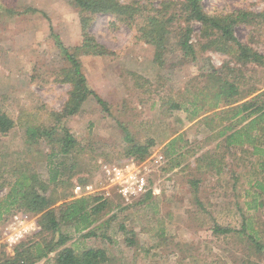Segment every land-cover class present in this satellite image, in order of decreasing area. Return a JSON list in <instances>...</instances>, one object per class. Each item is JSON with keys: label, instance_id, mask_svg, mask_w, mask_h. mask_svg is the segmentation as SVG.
I'll return each instance as SVG.
<instances>
[{"label": "rangeland", "instance_id": "obj_1", "mask_svg": "<svg viewBox=\"0 0 264 264\" xmlns=\"http://www.w3.org/2000/svg\"><path fill=\"white\" fill-rule=\"evenodd\" d=\"M119 1H139L145 9L131 21L93 15L88 32L112 53L96 56L75 50L82 36L73 0H0V110L16 122L0 137V263L15 255V246H8L5 238L12 216L18 213L36 224L39 217L4 201L13 170L34 173L47 183L46 194L56 200V208L75 198L80 178H87L86 183L99 180V162L124 163L133 159L126 154L129 147L153 140L152 154L144 162L157 194L126 203L111 192L110 204L88 230L61 224V233L68 237L66 246L77 252L104 249L106 264H264V194L255 188V183L264 185V157L246 146L226 147L225 137L231 131L224 136L218 131L242 125L223 100L212 107L224 82L238 87L236 97L242 102L264 92L263 69L237 60L232 52L203 49L206 40L196 21L189 25L195 59L185 57L175 45L177 24L158 56L159 50L141 35L147 17L157 15L164 0ZM201 4L211 16L238 10L264 12V0ZM174 11L180 15L183 9L177 6ZM233 35L264 56V22L259 18L250 24L238 22ZM56 38L77 56L88 86L107 103L108 112L88 97L76 115L57 123L52 113L63 110L71 86L61 82L69 63L55 46ZM22 120L56 126L57 137L66 128L78 142L74 153L52 158L63 163V185L48 183V158L57 148L51 140L56 136L28 141ZM173 140L177 141L167 153ZM216 227L232 232L216 234ZM38 230L23 238L25 246L50 240V233L36 235ZM88 231L94 235L83 236ZM55 258L53 252L39 264H56Z\"/></svg>", "mask_w": 264, "mask_h": 264}, {"label": "trees", "instance_id": "obj_2", "mask_svg": "<svg viewBox=\"0 0 264 264\" xmlns=\"http://www.w3.org/2000/svg\"><path fill=\"white\" fill-rule=\"evenodd\" d=\"M73 2L79 9L82 36L81 45L77 46L75 50L80 51L82 54L96 56H109L112 53L98 44L95 38L89 34L88 24L93 15L104 14L119 20L131 21L137 15L142 14L145 9V5L141 6L139 1H133L129 4H122L119 0H73ZM201 3L202 0H180L177 2L164 0L159 2L160 9H156L157 15L147 17L141 37L148 44L154 45L157 52L159 50L158 56H160L162 50L165 49L166 38L173 29L171 27L177 24L175 28L178 29V32L175 45L179 47L185 57L195 59V50L190 42L192 29L189 25L191 21H196L201 26L200 37L206 40L203 49L214 48L215 51L227 54L232 52L236 55L237 60L257 65L264 71V56L240 43L233 35V28L238 22L250 24L256 18L264 22V12L255 14L238 10L227 15L211 16L204 12ZM177 6L183 9L180 15H177L174 11V7ZM55 46L69 63V69L64 74L61 82L68 83L71 86L63 110L60 113H52L56 117L57 123L61 122L62 118L76 115L88 97H92L102 110L108 112L107 103L88 86L87 80L81 71V64L76 58L77 56L71 54L58 38L55 39ZM238 95V87L227 82H224L215 93L212 107L217 108L219 101L223 100L226 106H230L228 112L232 114V117L238 118L236 123L242 125L239 129H231L234 127L233 125L224 127L218 131V135L224 136L226 131H231L225 137L226 147L246 146V149L252 150V154L264 157V92L244 102L241 98L236 97ZM15 126L16 122L0 110V137L6 136ZM21 126L28 141L39 138H45L48 141L47 139H50L53 135L56 136L59 131L56 126L51 128L41 127L32 121L26 120L21 121ZM60 132L59 137L56 136L51 140L57 148L52 149L48 158L51 159L49 161L51 175L48 183L63 185L65 183L62 181L63 171L61 166L63 163L62 161L56 163L52 158L65 157L74 153L78 147V142L69 133L68 129L62 127ZM125 139L130 141L127 133ZM176 141L173 140L168 143L167 153L171 152ZM152 147H154L153 140H148L143 145H132L128 148L126 154L128 157L142 162L150 157ZM11 173L14 180L4 201L9 200L8 206L14 205L18 211L39 215L37 218L39 230L36 235L48 232L51 234V238L44 243L37 242L29 246H25L24 239H22L15 245V255L12 258H5L0 264H39L53 252L56 253V264H106L109 262L104 249L89 248L77 252L67 247L68 237L62 234L60 229L61 224H69L79 232L88 230L95 223L99 212L110 204L108 199H103L100 196L79 197L64 201L62 205L53 208L56 200L46 194L47 183L39 181L34 173L19 170H13ZM87 181V178H80V184H85ZM255 188L260 189V193L264 194L262 183H255ZM150 197L151 194L148 193L142 198L148 199ZM251 202L254 203L255 199ZM259 205L262 204L259 203ZM214 232L216 234H229L232 229L216 227ZM91 235H94V233L88 231L83 236L88 237ZM126 242L129 245L133 244L131 239H127Z\"/></svg>", "mask_w": 264, "mask_h": 264}, {"label": "built area", "instance_id": "obj_3", "mask_svg": "<svg viewBox=\"0 0 264 264\" xmlns=\"http://www.w3.org/2000/svg\"><path fill=\"white\" fill-rule=\"evenodd\" d=\"M98 168L99 180L75 185L73 190L75 198L100 196L108 199L111 192H114L126 203H131L148 193L154 196L159 191L155 186L150 185L144 161L129 159L121 164L99 162ZM38 229L36 222H28L15 213L5 232L6 243L10 247L15 246Z\"/></svg>", "mask_w": 264, "mask_h": 264}]
</instances>
